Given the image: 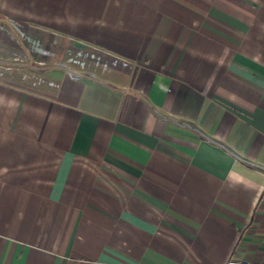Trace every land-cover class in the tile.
<instances>
[{
    "label": "crops",
    "instance_id": "0c3cea01",
    "mask_svg": "<svg viewBox=\"0 0 264 264\" xmlns=\"http://www.w3.org/2000/svg\"><path fill=\"white\" fill-rule=\"evenodd\" d=\"M264 264V0H0V264Z\"/></svg>",
    "mask_w": 264,
    "mask_h": 264
},
{
    "label": "built area",
    "instance_id": "2783aa9c",
    "mask_svg": "<svg viewBox=\"0 0 264 264\" xmlns=\"http://www.w3.org/2000/svg\"><path fill=\"white\" fill-rule=\"evenodd\" d=\"M224 264H249L247 260L231 257Z\"/></svg>",
    "mask_w": 264,
    "mask_h": 264
}]
</instances>
